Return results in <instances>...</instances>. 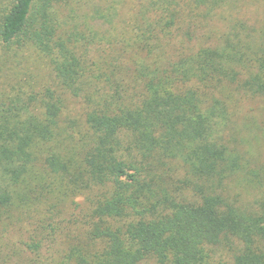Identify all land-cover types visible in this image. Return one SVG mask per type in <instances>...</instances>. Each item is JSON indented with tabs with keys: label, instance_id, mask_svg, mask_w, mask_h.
<instances>
[{
	"label": "trees",
	"instance_id": "trees-1",
	"mask_svg": "<svg viewBox=\"0 0 264 264\" xmlns=\"http://www.w3.org/2000/svg\"><path fill=\"white\" fill-rule=\"evenodd\" d=\"M241 1L132 0L127 25L113 0L104 31L63 34L60 7L86 1L8 0L3 63L30 49L50 78L0 69V227L32 196L49 215L30 264H264V159L233 130L264 99V18ZM67 206L79 235L54 252Z\"/></svg>",
	"mask_w": 264,
	"mask_h": 264
},
{
	"label": "rangeland",
	"instance_id": "rangeland-1",
	"mask_svg": "<svg viewBox=\"0 0 264 264\" xmlns=\"http://www.w3.org/2000/svg\"><path fill=\"white\" fill-rule=\"evenodd\" d=\"M86 1L83 5H71L69 7H60L57 13V17L62 24L63 34H67L64 31L76 30L79 33L87 34V29H95L96 31H104L107 27L101 24V22H91V18L94 11L106 14V10L113 6V0H82ZM81 2V3H82ZM242 17L249 21L250 24H256L259 20L264 18V0H242ZM8 0H0V12L8 5ZM132 0H126L120 9L121 17H127L124 19L128 25L129 15L131 10ZM73 10V11H72ZM212 27L214 30L221 28L220 24L213 22ZM107 30V29H106ZM101 31V32H102ZM106 32V31H105ZM100 33V32H99ZM10 65L3 63L2 59V47L0 45V69L2 74L6 73V69H12L17 73L16 81L20 85L30 80V77L34 76L40 84L50 80L48 69L45 62L41 60L33 50H25L15 61H10ZM2 64L4 67H2ZM10 72V70H8ZM71 117L78 118L81 115V108L78 105H69V113ZM234 135L236 137V146L241 151H250L252 157L258 162L264 159V99L254 100H242L237 105L235 110ZM244 140H241V139ZM248 142V143H247ZM244 195L248 196V193L244 188L241 189ZM37 197L32 196L26 200L25 206H31L30 209H26L25 206L18 209V216L14 215V220L10 223L3 225L6 232L0 231V264H30L29 258L23 254L25 243L29 241L31 236H34L40 226L36 219L48 217L46 213L47 205L41 207L39 202L36 201ZM80 202V208L75 210L74 218L77 219L84 213V206L82 200L77 199ZM73 209V208H72ZM81 210L82 213H81ZM48 212V211H47ZM70 210L68 206L63 210L62 214L55 218L53 226L57 230L55 234L56 242L52 244L54 252L60 251L66 244L67 239L73 236L79 235V228L72 227L69 224L72 220L70 217ZM73 218V219H74ZM39 220V219H38ZM3 229V230H4ZM1 230V229H0ZM49 232V231H48ZM41 237L44 236L41 233ZM145 264H154L152 261H148Z\"/></svg>",
	"mask_w": 264,
	"mask_h": 264
}]
</instances>
